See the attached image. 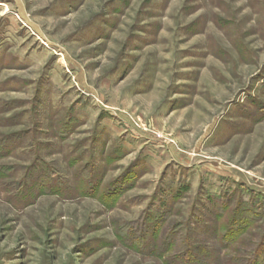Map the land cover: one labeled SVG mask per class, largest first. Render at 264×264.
<instances>
[{
  "label": "rangeland",
  "instance_id": "1",
  "mask_svg": "<svg viewBox=\"0 0 264 264\" xmlns=\"http://www.w3.org/2000/svg\"><path fill=\"white\" fill-rule=\"evenodd\" d=\"M240 202L258 220L224 246ZM263 242L264 0H0V264Z\"/></svg>",
  "mask_w": 264,
  "mask_h": 264
},
{
  "label": "trees",
  "instance_id": "2",
  "mask_svg": "<svg viewBox=\"0 0 264 264\" xmlns=\"http://www.w3.org/2000/svg\"><path fill=\"white\" fill-rule=\"evenodd\" d=\"M228 204L226 203L219 207L216 212L217 220L223 223L221 224V228L224 229V234H222V243L224 246H229L237 241L243 233L254 226V223L257 222L259 217L257 211L250 212L248 208L244 207L246 205L245 203L242 204L240 202V204H236L232 210H228ZM216 229L218 230L220 228ZM241 264H264V242L261 245L258 244L252 253V257L242 260Z\"/></svg>",
  "mask_w": 264,
  "mask_h": 264
}]
</instances>
